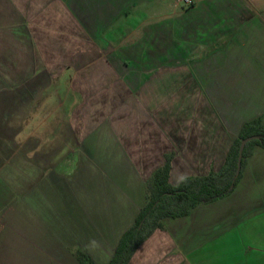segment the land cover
<instances>
[{"label": "crops", "instance_id": "1", "mask_svg": "<svg viewBox=\"0 0 264 264\" xmlns=\"http://www.w3.org/2000/svg\"><path fill=\"white\" fill-rule=\"evenodd\" d=\"M42 1L34 15L20 10V0H0L1 18L32 40L44 37L38 63L30 61L42 79L70 84L80 112L104 118L120 101L125 110L82 124L98 137L93 164L82 171L93 186L72 195L78 225L64 216V249L54 253L52 230L42 246L30 232L7 233L8 222L0 224V264H81L78 252L107 264L157 171L169 162L173 186L217 172L242 126L256 118L264 124V0H192L160 14L140 6L166 0ZM80 125L64 127V138L81 133ZM162 224L131 264H264V149H252L230 195Z\"/></svg>", "mask_w": 264, "mask_h": 264}, {"label": "rangeland", "instance_id": "2", "mask_svg": "<svg viewBox=\"0 0 264 264\" xmlns=\"http://www.w3.org/2000/svg\"><path fill=\"white\" fill-rule=\"evenodd\" d=\"M164 2L165 6L144 5L140 9L160 14L161 9L167 12L170 6L183 8L178 0ZM41 3L45 4L42 0H20L18 6L21 11L34 13L43 6ZM32 23L38 25L41 21ZM35 37L32 40L24 28L19 32L9 19L1 18L0 10V224L9 222L4 226L10 235L17 236L21 231L22 237L27 238L30 232L42 246H46V230L47 235L52 230L55 237L50 246L54 253H60L59 249H64L60 235L64 216L73 228L78 225L71 217L77 207L70 205L72 195L93 186V177L84 180L82 171L93 164L98 137L85 132L86 124L110 118V112L125 107L124 101L118 107L116 102L108 105V111L102 113L104 118L94 112H80L82 101L73 104L72 94L67 93L70 84H56L55 78L46 83L42 71L34 66L38 63L33 59L34 53L46 47L44 37ZM68 46L65 45L66 50ZM91 87L99 86L88 85L84 89ZM119 92L120 89V95ZM84 120L86 124L82 125ZM79 124L82 132H67L65 140L64 127L69 126L72 131L71 126L76 129ZM64 140L74 144V148L64 147ZM74 142H80L76 143L79 146ZM107 149L100 150L104 156ZM102 174V178L107 177Z\"/></svg>", "mask_w": 264, "mask_h": 264}, {"label": "trees", "instance_id": "3", "mask_svg": "<svg viewBox=\"0 0 264 264\" xmlns=\"http://www.w3.org/2000/svg\"><path fill=\"white\" fill-rule=\"evenodd\" d=\"M248 137H257V139H253L245 146L241 171L236 178L240 144ZM255 146L264 149V124L261 118L246 122L242 126L225 165L217 172L186 178L179 185L173 186L169 182L171 167L168 162L149 181L145 205L132 227L120 238L107 264H131L132 256L138 247L157 229L163 228L164 219L185 217L200 204L211 203L230 195L239 182L246 160ZM77 256L81 264H95L85 253L78 252Z\"/></svg>", "mask_w": 264, "mask_h": 264}, {"label": "water", "instance_id": "4", "mask_svg": "<svg viewBox=\"0 0 264 264\" xmlns=\"http://www.w3.org/2000/svg\"><path fill=\"white\" fill-rule=\"evenodd\" d=\"M253 139H257V137H248L241 141L240 148H239V155L237 160V171H236V178L239 176L241 167H242V159H243V152L245 149V146L252 141Z\"/></svg>", "mask_w": 264, "mask_h": 264}, {"label": "built area", "instance_id": "5", "mask_svg": "<svg viewBox=\"0 0 264 264\" xmlns=\"http://www.w3.org/2000/svg\"><path fill=\"white\" fill-rule=\"evenodd\" d=\"M178 2L185 7H189L192 5V0H178Z\"/></svg>", "mask_w": 264, "mask_h": 264}]
</instances>
